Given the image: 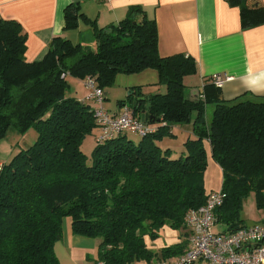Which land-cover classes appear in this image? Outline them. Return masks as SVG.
<instances>
[{"label": "trees", "instance_id": "16d2710c", "mask_svg": "<svg viewBox=\"0 0 264 264\" xmlns=\"http://www.w3.org/2000/svg\"><path fill=\"white\" fill-rule=\"evenodd\" d=\"M227 1L240 9L244 28L264 23L259 0ZM80 19L91 26L92 46L58 37L40 61L28 62L22 26L0 16V141L10 128L20 134L34 129L38 135L32 146L0 165V264H61L55 248L66 218L72 220L74 236L99 243L96 264L150 263L184 254L189 246L185 217L209 194L206 141L223 171L226 198L216 210L217 223L226 228L223 233L234 232L231 226L246 227L242 211L251 195L264 210V97L224 101L211 84L188 99L184 78L196 74L195 60L162 57L156 20L140 6L106 28L68 7L66 30H77ZM150 69L158 73L165 93L137 102L145 95L134 87L118 102L150 132L138 135V143L129 138L134 133L100 141L92 103L68 95L67 78L85 83L94 77L104 90L120 74ZM209 105L214 107L211 120ZM143 113L149 120L142 119ZM190 123L194 138L179 157L158 145L175 137L172 126ZM88 137L95 142L90 158L83 150ZM166 226L180 232V242L158 252L149 249L148 240H158Z\"/></svg>", "mask_w": 264, "mask_h": 264}, {"label": "crops", "instance_id": "0c3cea01", "mask_svg": "<svg viewBox=\"0 0 264 264\" xmlns=\"http://www.w3.org/2000/svg\"><path fill=\"white\" fill-rule=\"evenodd\" d=\"M259 1L264 8V0ZM132 6L142 7L150 19L156 20L159 33V52L162 57L185 55L195 60L196 74L184 78L185 94L188 99L192 100L200 91L204 92V87L212 84L211 77L217 74L226 80L224 86L218 88L224 101L246 97H264V23L244 28L240 9L231 6L227 0H113L111 2L0 0V16L5 20H14L22 26L23 32L27 35L26 61L36 62L47 54L53 39L58 37L69 39L65 20V11L68 7H72L73 11L77 8L79 15L83 14L89 20L97 22L98 27L106 28L125 19ZM75 31H78L76 33L79 35V41L82 40L83 34H86L85 40L92 43L90 45L82 43L84 46L94 44L91 26L82 19H80L79 28L72 33ZM153 71L155 70H152V76ZM153 77L155 79V74ZM157 79L158 73L156 82ZM159 89L150 91L142 88L141 91L145 98H149L166 91V89L165 91ZM74 98L81 100L78 97ZM120 112L121 108L119 107L113 114ZM192 130L193 123L172 126L171 133L175 136L177 143L169 142L168 140L171 138H165L158 142V145L163 150L171 149L176 157L177 152L184 151L186 141L194 138ZM90 138L93 137H88V139ZM204 144L208 154L207 170L208 168L212 169L211 174L214 176L215 168H217L216 172L222 176L219 187L215 184L212 175L208 182L204 176L206 192L220 191L223 183V171L212 158L209 142L206 141ZM263 221L264 217L257 222ZM71 226L72 220L64 219L63 233L66 232V241L62 248V254H58L61 264H96L99 243L95 240L94 242H85L82 238L74 236ZM225 230L226 228L222 233ZM180 235V232L166 226L161 231L158 240L154 242L148 240V247L158 252L163 248L178 244ZM134 264L148 263L141 261Z\"/></svg>", "mask_w": 264, "mask_h": 264}, {"label": "built area", "instance_id": "2783aa9c", "mask_svg": "<svg viewBox=\"0 0 264 264\" xmlns=\"http://www.w3.org/2000/svg\"><path fill=\"white\" fill-rule=\"evenodd\" d=\"M108 1L113 0H87ZM211 83L222 88L225 81L219 74L211 77ZM85 86L89 92L87 101L92 103L98 124L102 129L100 141L120 133L145 136L150 129L133 110L124 106L117 115L104 109L105 93L94 77H87ZM226 198L222 190L210 192L199 209L191 210L185 217L189 232L186 252L169 260H154L148 264H264V221L240 227L231 233H216V210Z\"/></svg>", "mask_w": 264, "mask_h": 264}, {"label": "rangeland", "instance_id": "374dc122", "mask_svg": "<svg viewBox=\"0 0 264 264\" xmlns=\"http://www.w3.org/2000/svg\"><path fill=\"white\" fill-rule=\"evenodd\" d=\"M72 32H74V30H70L68 32L69 33L68 36H69V39H71L73 43L76 44V43L81 42V43H86L87 45L92 44L91 42H88L87 40H85L87 38L86 34H83L82 40L79 41V35L78 33H76L78 31H75V33H72ZM151 72L152 70L146 71L145 73L135 74V75H123V74L118 75L115 82L111 86H108L106 87V89H104V92L106 94L104 108L108 110L111 114L116 112L119 108L118 102L121 100H126L130 93L131 88H134V87L144 86L140 88L141 89L146 88V89H149L150 91H156L157 88H160L159 90L165 91L166 86L161 85L159 83V77L156 82L157 72L153 71V76L155 74V79L152 76ZM68 83L70 86L68 95L81 98V100L87 99L89 92L84 83H82L78 79L76 80L75 78L71 76H69L68 78ZM213 111H214V107L212 105H209L208 111H207L208 120H211ZM37 137L38 135L34 129L29 130L26 134H20L15 129L10 128L5 138L0 141V163H2L0 165L9 163L11 159L14 157V155L17 154L18 151H20L21 149H27L30 146H32L36 142ZM129 138H131L136 143H138L141 140V138L135 134H130ZM90 139H88L85 142L84 148H83L84 153L88 156V158L91 157V153L93 152L95 148L94 138H90ZM168 141L177 143L175 138H171ZM177 153H178L177 156L179 157L181 153L180 152H177ZM216 170L217 168H215V171H214L215 175L213 176V174H211L212 169L208 168L205 174V180L206 182H208L210 175H212L213 179H215L214 180L215 184H217V187H219L222 181V178H221L222 176L220 173L216 172ZM217 191L214 190L213 192H217ZM263 217H264V210L258 209L254 201V196L251 195V197L245 202L244 207H243V211H242V218L244 220L243 224L246 226L253 225L257 221L261 220ZM224 229L225 228L222 224L217 223L214 226L213 230L216 233H220ZM65 234L66 232L63 233V238L58 243L57 249L55 248L57 256L58 254L60 255L62 254V248H63L64 242L66 241ZM78 238L80 239L82 238L83 240H85V242H94L95 240V239L83 238V237H78Z\"/></svg>", "mask_w": 264, "mask_h": 264}, {"label": "water", "instance_id": "95a60500", "mask_svg": "<svg viewBox=\"0 0 264 264\" xmlns=\"http://www.w3.org/2000/svg\"><path fill=\"white\" fill-rule=\"evenodd\" d=\"M140 100H141V101H145L146 98H145V97H142V98H140L139 100H137V102L140 101ZM137 102L134 103V107L136 106ZM149 108H150V104L147 105V109H146V110L148 111ZM146 110H145V112H146ZM142 119H143V120H149V116H148V114L143 113V115H142ZM239 228H240V225H236L235 227H234V226H231V227H229V231H232V230H238Z\"/></svg>", "mask_w": 264, "mask_h": 264}]
</instances>
